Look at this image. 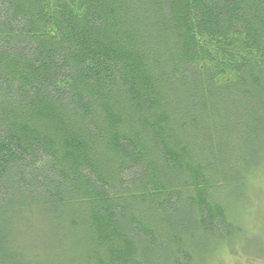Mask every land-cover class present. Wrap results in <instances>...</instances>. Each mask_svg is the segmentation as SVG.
I'll list each match as a JSON object with an SVG mask.
<instances>
[{"label": "trees", "instance_id": "trees-1", "mask_svg": "<svg viewBox=\"0 0 264 264\" xmlns=\"http://www.w3.org/2000/svg\"><path fill=\"white\" fill-rule=\"evenodd\" d=\"M263 162L264 0H0V264H206Z\"/></svg>", "mask_w": 264, "mask_h": 264}, {"label": "rangeland", "instance_id": "rangeland-1", "mask_svg": "<svg viewBox=\"0 0 264 264\" xmlns=\"http://www.w3.org/2000/svg\"><path fill=\"white\" fill-rule=\"evenodd\" d=\"M260 167L257 180L249 181L246 193L238 195L240 229L210 242L206 264H264V162Z\"/></svg>", "mask_w": 264, "mask_h": 264}]
</instances>
